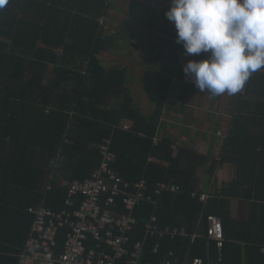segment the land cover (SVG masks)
<instances>
[{"label": "trees", "instance_id": "trees-1", "mask_svg": "<svg viewBox=\"0 0 264 264\" xmlns=\"http://www.w3.org/2000/svg\"><path fill=\"white\" fill-rule=\"evenodd\" d=\"M111 8V0H8L0 9V264H19L35 219L30 207L72 209L66 205L68 188L59 180L90 177L108 138L116 154L112 167L126 181L146 179L149 193L162 180L181 187L155 196L157 206L143 201L135 208L133 241L144 238L152 215L160 229L177 226L200 234L193 241L148 235L145 261L162 264L173 251L177 264L195 257L204 264H264V69L237 93L218 155L176 148L174 137L161 131V118L178 57L160 66L162 93L146 115L133 104L125 67H107L100 58L126 39L131 46L136 36L110 33L105 20ZM124 121L131 126L125 128ZM226 163L234 164L236 173L217 188L216 171ZM203 193L209 195L206 201L199 199ZM234 199L244 208L238 217L232 215ZM116 201L124 211L123 197ZM209 215L223 221L221 259L216 242L207 237ZM68 230H59L55 253L64 250ZM156 244L160 249L154 253ZM95 245L90 237L88 248Z\"/></svg>", "mask_w": 264, "mask_h": 264}, {"label": "built area", "instance_id": "built-area-1", "mask_svg": "<svg viewBox=\"0 0 264 264\" xmlns=\"http://www.w3.org/2000/svg\"><path fill=\"white\" fill-rule=\"evenodd\" d=\"M100 153L101 162L90 177L83 180H59L61 185L68 188L66 205L72 209L55 211L44 205L29 208L35 219L20 255L19 264H118L121 260L126 264H155L144 260L148 235L158 238L165 235L172 238L183 235L189 236L192 241L200 236L197 231L189 233L185 227L160 229L157 215H152L145 225L144 238L134 242L132 233L137 222L134 216L135 208L143 201L157 206L159 203L157 199L164 193L180 192L181 187L174 181L162 180L158 181L154 191L149 193L146 179L128 182L112 167L116 154L111 148L110 138L101 143ZM51 178L53 180L55 175L52 174ZM197 195L196 192L192 193L193 197ZM79 196H83V199L77 206ZM119 196L123 197L125 210L122 212L118 210L116 201ZM155 196L158 198L155 199ZM208 197L206 193L199 194L202 201H206ZM66 227L69 230L64 250L55 253L58 232ZM90 237L96 241L92 248L87 246ZM207 237L216 242L221 259L225 242L221 217L208 216ZM159 249L160 245L156 244L152 252L157 253ZM162 264H177L175 252L170 251ZM183 264H204V260L195 257L190 263Z\"/></svg>", "mask_w": 264, "mask_h": 264}, {"label": "rangeland", "instance_id": "rangeland-1", "mask_svg": "<svg viewBox=\"0 0 264 264\" xmlns=\"http://www.w3.org/2000/svg\"><path fill=\"white\" fill-rule=\"evenodd\" d=\"M111 2L112 8L105 20V27L109 30L111 28L112 31L116 30L124 36L129 35L131 32L136 35L133 48L129 43L120 46L121 49L128 51H138L137 54L140 57L126 56L130 63H134L137 58V62L142 63L141 58L143 57H147V62L152 63L156 58L158 48L164 51L157 59V66L151 67L150 63L144 69L146 71H143V73L150 76L147 85L145 84L144 87L141 82H134L136 88L139 89L138 91L142 90L138 94L141 96L139 101L145 97L146 93L143 92H145L148 83L150 85L147 90L148 94L154 93L152 91L154 89H157L158 93H162L157 88V77L162 74L160 71L161 63H169L172 55L176 54L178 57L177 74L172 77L165 75L167 78L171 77L172 82L162 112V127L167 128L166 132L174 133L180 146H190L192 144L202 148L204 154L218 155L237 94L228 95L225 93L220 96H213L207 91L199 92L195 85L186 78L183 65L187 60L204 58L207 54L202 53L199 57L188 56L183 46L176 42L177 32L175 26L165 15L170 6V0H111ZM107 61L108 59H106V64H110ZM111 62L113 61L111 60ZM139 70L140 68L133 75L134 81L139 79V77L137 79V76L138 74L140 76L142 71ZM139 84L143 86V89ZM157 102L151 103L150 99L147 100L146 98L141 101L142 104H147V107H145V104L143 106L151 114ZM209 165L210 162H208L207 167ZM234 167L233 165L231 170L234 171ZM205 169L207 168L205 167L204 171ZM219 170L221 178H223V175L228 174L227 171L222 173L220 167ZM202 173L201 171L200 174Z\"/></svg>", "mask_w": 264, "mask_h": 264}, {"label": "clouds", "instance_id": "clouds-1", "mask_svg": "<svg viewBox=\"0 0 264 264\" xmlns=\"http://www.w3.org/2000/svg\"><path fill=\"white\" fill-rule=\"evenodd\" d=\"M165 15L188 56L207 54L183 65L199 92L235 95L264 69V0H170Z\"/></svg>", "mask_w": 264, "mask_h": 264}, {"label": "crops", "instance_id": "crops-1", "mask_svg": "<svg viewBox=\"0 0 264 264\" xmlns=\"http://www.w3.org/2000/svg\"><path fill=\"white\" fill-rule=\"evenodd\" d=\"M111 32H113V31L110 28V33ZM125 42L126 43H129L128 39H126ZM131 47L133 48L134 47V44H132ZM160 52L161 53H164V51L162 49L158 48V52L156 54V58H155V60H153L152 63L151 62H147L148 61V58L147 57L141 58L142 59L141 61H143L142 63L137 62V59L138 58L136 60H134V63H130L129 59L127 60L126 56L140 57L137 54L138 51H136V50L128 51V50L119 48V50H116V51L114 50L113 52L106 51V52L101 53V55H100V58L102 60H104L103 61L104 62L103 64L106 65L107 67H110L113 64H118V65H121V66L125 67V69L127 71L126 87L128 89V92L130 93V95L133 97V101H134L133 104L135 106H139L141 108L142 112L145 113L146 115H150L151 112H149L147 108H144L143 105L145 104V107H147V104L146 103L142 104L141 101H143L144 98H146L147 100L150 99L151 103H155V102H157L159 100L160 93H158L157 89H154V90H152L154 93L148 94L147 90L150 88V85L148 83V86L145 89V92H143V93H146V95H145L144 98H142L141 101H139L140 100L139 98L141 96L138 95V94H140L142 90L141 91H138L139 89L136 88V84L134 82H137V81L138 82H141L144 87L147 85V82H148L150 76H148V74H144L143 71H146L144 69H146L150 65V63H151V67L152 66H155V65L157 66V63H158L157 62V59L159 58ZM106 59H108V61H109L110 64H108V65L106 64ZM111 60L113 62H111ZM162 64H164V63H161V65ZM138 68H140V70H142V71L140 72L141 73L140 76H139V74L137 76V79H138V77H139V79L134 81V76L133 75H135V71H137ZM148 73H150V72L148 71ZM153 79H154V81H156L155 78H153ZM157 81H158V79H157ZM131 84H133V86H131ZM139 85L142 86L141 84H139ZM143 86H142V89H143ZM123 126L125 128H129L131 126V122L124 121L123 122ZM162 126H163V123H161V131L162 132H166L165 130L167 128L166 127H162ZM168 133H170L174 137V139H175L174 133H171V132H168ZM175 146H176V148L178 146H180V143L176 139H175ZM181 146H183V145H181ZM187 147L195 148L200 153L204 154L203 153V149L202 148H199L198 146H194V145L190 144V146H187ZM205 155H207V154H205ZM233 165L234 164H232V163H226V164L220 166V169L223 171L222 173H224L226 171L228 172V174H225L226 176L223 175V178H221V175H220V172H219L220 171L219 168L217 169V171H216V177H215L217 179V181H218V183H217L218 187L217 188L221 187L222 184L227 183L230 180V177L233 176L236 173L235 167H234V171L231 170L232 169L231 167ZM200 176L203 177L204 174L202 173V174H200ZM242 208H243V204L240 203V201L235 200V199L232 201L231 210H232V215L234 217H238V216H240V214H244V208L243 209Z\"/></svg>", "mask_w": 264, "mask_h": 264}, {"label": "bare ground", "instance_id": "bare-ground-1", "mask_svg": "<svg viewBox=\"0 0 264 264\" xmlns=\"http://www.w3.org/2000/svg\"><path fill=\"white\" fill-rule=\"evenodd\" d=\"M143 134V133H142ZM59 233V232H58Z\"/></svg>", "mask_w": 264, "mask_h": 264}]
</instances>
